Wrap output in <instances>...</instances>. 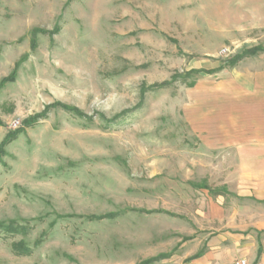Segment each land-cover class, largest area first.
Returning a JSON list of instances; mask_svg holds the SVG:
<instances>
[{
    "label": "rangeland",
    "instance_id": "rangeland-1",
    "mask_svg": "<svg viewBox=\"0 0 264 264\" xmlns=\"http://www.w3.org/2000/svg\"><path fill=\"white\" fill-rule=\"evenodd\" d=\"M257 7L0 0V144L16 133L0 264H190L211 239L254 242L261 181L243 176L259 165L219 129L235 77L264 61Z\"/></svg>",
    "mask_w": 264,
    "mask_h": 264
},
{
    "label": "crops",
    "instance_id": "crops-1",
    "mask_svg": "<svg viewBox=\"0 0 264 264\" xmlns=\"http://www.w3.org/2000/svg\"><path fill=\"white\" fill-rule=\"evenodd\" d=\"M244 2L258 5L257 26L264 28V0ZM259 60L257 58V68H250L241 77H235L238 87L235 86L234 92L227 94L230 96L226 102L227 123L226 127H220L219 132L225 131L224 137L228 144H241L245 148L244 152L248 151L241 163L259 165L257 168H245L243 178L261 181L259 195L264 200V61ZM251 226L261 229L254 242L240 245L241 238H233L231 243H225L222 240L227 239V236L211 239L209 248L191 259L190 264H228L237 257L264 264V217Z\"/></svg>",
    "mask_w": 264,
    "mask_h": 264
},
{
    "label": "trees",
    "instance_id": "trees-1",
    "mask_svg": "<svg viewBox=\"0 0 264 264\" xmlns=\"http://www.w3.org/2000/svg\"><path fill=\"white\" fill-rule=\"evenodd\" d=\"M263 48L257 46V47H253V48H250V49H247L246 51H244L243 53L241 54H238L236 55L235 57H233L231 59V63L232 64H236L237 62L241 61L244 57H248L250 55H253L254 53L258 52V51H262ZM51 106H60V107H63V108H66V109H71V107H69L68 105H65V104H62V103H53ZM36 119V116L34 117H30L29 119H27L25 121L26 124L30 125L33 123V121H35ZM16 137V133H9L5 139L2 141V143L0 144V161H1V158H2V155L4 154L5 150H4V146L6 144H8L9 142H11L13 139H15ZM143 212H149V211H143ZM158 212H164V211H161L159 210ZM107 217H112L113 215H106ZM104 216L103 215H99V216H93L91 217L92 218H103ZM0 227H3L5 230L7 231H11L13 228L11 227V225H5L4 223L0 222ZM16 248L17 250H22V249H25L24 248V245L22 243H17L16 244ZM204 251H201V252H198L196 253L195 255H193L192 257H190L189 259H193V258H196L198 256H200ZM259 252H260V249H259ZM164 255H159L155 258H150V259H147L145 261H143L142 263L140 264H151L154 260L158 259V257H162Z\"/></svg>",
    "mask_w": 264,
    "mask_h": 264
},
{
    "label": "built area",
    "instance_id": "built-area-1",
    "mask_svg": "<svg viewBox=\"0 0 264 264\" xmlns=\"http://www.w3.org/2000/svg\"><path fill=\"white\" fill-rule=\"evenodd\" d=\"M228 264H257L250 262L246 257H237Z\"/></svg>",
    "mask_w": 264,
    "mask_h": 264
}]
</instances>
